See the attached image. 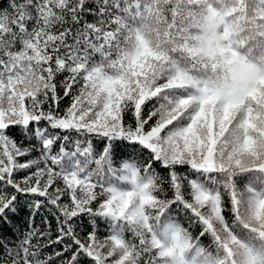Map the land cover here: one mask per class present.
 I'll return each mask as SVG.
<instances>
[{
  "label": "snow or ice",
  "instance_id": "1",
  "mask_svg": "<svg viewBox=\"0 0 264 264\" xmlns=\"http://www.w3.org/2000/svg\"><path fill=\"white\" fill-rule=\"evenodd\" d=\"M0 264H264V0H0Z\"/></svg>",
  "mask_w": 264,
  "mask_h": 264
},
{
  "label": "trees",
  "instance_id": "2",
  "mask_svg": "<svg viewBox=\"0 0 264 264\" xmlns=\"http://www.w3.org/2000/svg\"><path fill=\"white\" fill-rule=\"evenodd\" d=\"M44 213L42 212L41 215H43ZM37 222H39V217H37Z\"/></svg>",
  "mask_w": 264,
  "mask_h": 264
}]
</instances>
